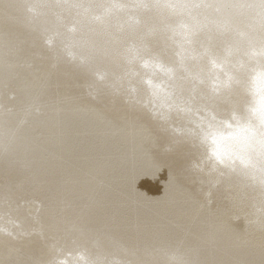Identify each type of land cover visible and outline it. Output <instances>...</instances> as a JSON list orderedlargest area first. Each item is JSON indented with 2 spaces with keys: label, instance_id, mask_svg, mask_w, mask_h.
I'll list each match as a JSON object with an SVG mask.
<instances>
[{
  "label": "bare ground",
  "instance_id": "obj_1",
  "mask_svg": "<svg viewBox=\"0 0 264 264\" xmlns=\"http://www.w3.org/2000/svg\"><path fill=\"white\" fill-rule=\"evenodd\" d=\"M262 98L264 0H0V255L258 264Z\"/></svg>",
  "mask_w": 264,
  "mask_h": 264
},
{
  "label": "snow or ice",
  "instance_id": "obj_2",
  "mask_svg": "<svg viewBox=\"0 0 264 264\" xmlns=\"http://www.w3.org/2000/svg\"><path fill=\"white\" fill-rule=\"evenodd\" d=\"M30 101L35 102L36 104L40 105L43 108V111H38L37 114L32 118L31 123L24 128L21 131L20 138H19V147L18 151L21 152H33L38 148V141L37 137L34 135L35 128L33 125L35 122L44 114V110L48 107V100L45 95V92L43 88L36 87L29 98ZM261 106L264 108V98L261 100ZM264 118V117H262ZM223 138H214L215 142L217 143V151L216 155L219 157L222 154V146H221V140ZM139 179V173H135L131 177V181L135 183V181ZM15 193L11 190H2L0 191V198L5 200H10L14 197ZM145 198L146 194H145ZM78 222L86 225V226H107L104 224H98L86 217H82ZM261 233L264 234V226L260 229ZM162 236H168L167 234H157ZM9 237H11V234H9ZM13 240H5L3 241L2 247H3V255H0V264H35V261L32 259L31 256H28L24 253H22L20 250L14 248L13 246ZM198 248V247H197ZM199 249V248H198ZM200 253L201 250L199 249ZM198 264H257L254 260H247V259H235V260H226V261H209L206 259H200L198 261ZM258 264H264V235H262L261 240V259L259 260Z\"/></svg>",
  "mask_w": 264,
  "mask_h": 264
},
{
  "label": "rangeland",
  "instance_id": "obj_3",
  "mask_svg": "<svg viewBox=\"0 0 264 264\" xmlns=\"http://www.w3.org/2000/svg\"><path fill=\"white\" fill-rule=\"evenodd\" d=\"M148 179H145L144 181H147Z\"/></svg>",
  "mask_w": 264,
  "mask_h": 264
}]
</instances>
